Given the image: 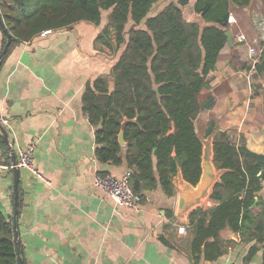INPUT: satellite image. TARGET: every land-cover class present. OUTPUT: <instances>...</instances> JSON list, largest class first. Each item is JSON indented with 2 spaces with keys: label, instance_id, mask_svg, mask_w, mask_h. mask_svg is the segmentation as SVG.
Returning <instances> with one entry per match:
<instances>
[{
  "label": "crops",
  "instance_id": "0c3cea01",
  "mask_svg": "<svg viewBox=\"0 0 264 264\" xmlns=\"http://www.w3.org/2000/svg\"><path fill=\"white\" fill-rule=\"evenodd\" d=\"M194 1L186 6L193 7ZM105 24L103 15L99 24L82 20L40 32L14 46L1 63L0 120L15 154L34 144L33 163L43 177L25 168L19 171L16 225L23 263L262 264L264 241L241 240L228 228L220 232L224 252L215 260L201 256L195 262L187 226L192 210L216 203L210 198L219 177L212 161L213 135H203L210 120L214 131L225 130L236 144L244 142V149L264 153V73L246 74L251 57L243 44L233 39L232 46H224L204 89L215 103L195 121L204 127L199 135L213 166L210 183L180 214L178 198L185 189L180 174L173 178L172 196L157 187L141 197L139 209H131L116 204L94 183L98 173L119 177L128 168L125 162L97 159L95 128L82 110L87 82L104 76L109 88L113 86L111 69L122 49L111 29L106 43L97 40ZM0 155L7 165L0 175V212L12 217V161L1 144ZM252 211L261 215L264 239V180ZM182 226L185 231H178ZM253 247L256 250L245 260Z\"/></svg>",
  "mask_w": 264,
  "mask_h": 264
},
{
  "label": "trees",
  "instance_id": "16d2710c",
  "mask_svg": "<svg viewBox=\"0 0 264 264\" xmlns=\"http://www.w3.org/2000/svg\"><path fill=\"white\" fill-rule=\"evenodd\" d=\"M157 1L0 0L1 16L12 35L4 58L18 43L42 31L82 20L99 24L107 12L97 40L106 43L111 29L117 48L122 49L111 69L113 86L109 88L104 76L87 82L82 110L95 128L97 159L115 165L125 162L131 170L132 188L142 198L157 187L172 196L173 178L179 172L187 183L195 186L199 182L203 143L195 121L215 103V97L204 92L208 75L226 45L228 15L233 10L244 12L252 3L195 0L198 22L183 16L182 8L189 0L170 1L149 14ZM5 41L2 32L0 51ZM260 54L255 70L263 74L264 51ZM124 122L125 145L121 146L118 134ZM214 130L210 120L203 135H213L212 161L220 170L210 193L216 203L208 209L197 207L188 215L195 262L201 256L215 260L224 252L220 232L225 228L238 233L241 240L264 241L261 215L252 211L264 180V163L245 152L244 142L236 144L227 131ZM0 144L5 147L1 138ZM254 250L250 249L245 260ZM0 264H17L12 217L1 212Z\"/></svg>",
  "mask_w": 264,
  "mask_h": 264
},
{
  "label": "water",
  "instance_id": "95a60500",
  "mask_svg": "<svg viewBox=\"0 0 264 264\" xmlns=\"http://www.w3.org/2000/svg\"><path fill=\"white\" fill-rule=\"evenodd\" d=\"M0 29L1 31L5 34L6 41L0 51V66L3 61V58L5 56V53L11 43L12 35L11 33L7 30L5 23L3 21V18L0 13ZM225 35L227 37L226 44L229 46L233 45V32L231 29H227L225 32ZM124 126L125 122L122 123L120 132L118 134V142L121 146L125 145L124 137H123V131H124ZM0 137L7 147L11 161L13 166V185H12V193H13V215H12V226H13V238H14V243L16 246V254H17V264H24L23 260L21 258V252H20V242H19V237H18V231H17V225H16V215L18 211V182H19V171L20 169L15 166L16 164V154L13 151L11 147V141L9 138V133L6 127L3 125L2 121L0 120ZM202 143L203 139L201 137ZM245 152L248 154H251L257 163H264V153H254L249 150L245 149ZM207 158V159H204ZM201 166H202V173L199 179V182L195 185V188L193 185L187 183L184 180V186L185 189L184 191L179 195L178 198V205H177V210L178 213H182L185 211V209L193 204L198 198L200 197L202 191L206 188V186L210 183L211 178L213 177V166L210 162L209 158V151L207 149H204V152L202 153V161H201ZM180 174V172L178 173ZM181 175V174H180ZM219 175H220V170H219ZM182 177V176H181ZM219 178V177H218ZM218 180V179H217ZM216 180V181H217Z\"/></svg>",
  "mask_w": 264,
  "mask_h": 264
},
{
  "label": "built area",
  "instance_id": "2783aa9c",
  "mask_svg": "<svg viewBox=\"0 0 264 264\" xmlns=\"http://www.w3.org/2000/svg\"><path fill=\"white\" fill-rule=\"evenodd\" d=\"M233 22V16L230 13L227 18L228 25ZM50 30L42 31L41 34L48 33ZM233 39L239 43L246 42V36L243 32H234ZM248 53L251 57V64L248 69L247 75L253 74L256 70L255 67L259 63L260 54L251 46L248 47ZM33 150L34 144H30L25 148H19L16 154V164L15 166L20 168H25L30 170L39 178H43L41 174L38 173L37 169L33 163ZM9 168H13V164L8 165ZM7 168L4 159L0 155V175ZM131 170L126 169L121 176L117 177L110 173H98L95 175L94 183L95 185L103 191L104 194L111 197L116 204L129 207L131 209H139V202L141 200V195L135 192L132 188L130 182ZM178 231L184 232L185 228L179 227Z\"/></svg>",
  "mask_w": 264,
  "mask_h": 264
},
{
  "label": "rangeland",
  "instance_id": "374dc122",
  "mask_svg": "<svg viewBox=\"0 0 264 264\" xmlns=\"http://www.w3.org/2000/svg\"><path fill=\"white\" fill-rule=\"evenodd\" d=\"M176 0H158L150 10L149 14H154L155 12L162 9L168 2ZM248 12L235 11L231 12L233 16V22L229 24V28L232 32H243L246 36V42H242L244 46V51H248V47L252 46L259 54L264 51V4L262 0H252L248 8ZM104 12V20L106 22V14ZM184 18L187 21H198L201 22L200 17L193 11L191 4L184 7ZM129 24L126 26V29ZM261 55V54H260ZM260 57V56H259ZM207 88V87H206ZM205 88V89H206ZM198 133L202 134L203 124L197 121ZM206 149V148H205ZM204 159H207L204 157Z\"/></svg>",
  "mask_w": 264,
  "mask_h": 264
}]
</instances>
